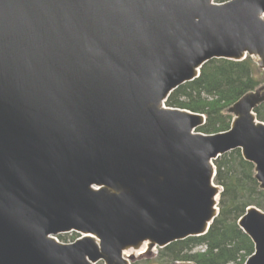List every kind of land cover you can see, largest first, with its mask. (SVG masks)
Listing matches in <instances>:
<instances>
[{
    "label": "water",
    "instance_id": "95a60500",
    "mask_svg": "<svg viewBox=\"0 0 264 264\" xmlns=\"http://www.w3.org/2000/svg\"><path fill=\"white\" fill-rule=\"evenodd\" d=\"M246 55L264 68V0H0V264H130L203 235L212 160L237 148L264 190V85L222 133L165 106L206 62ZM237 225L245 264H264V212Z\"/></svg>",
    "mask_w": 264,
    "mask_h": 264
},
{
    "label": "trees",
    "instance_id": "16d2710c",
    "mask_svg": "<svg viewBox=\"0 0 264 264\" xmlns=\"http://www.w3.org/2000/svg\"><path fill=\"white\" fill-rule=\"evenodd\" d=\"M261 82H264V71L259 72L250 58L243 61L212 60L201 68L195 80L173 91L166 105L203 113L206 121L199 128L201 132L224 131L231 122V116L224 110ZM255 113L258 119L264 120V102ZM215 165V181L224 190L219 201L220 213L207 233L171 243L155 258L133 264H175L184 260L196 264H242L253 252L252 241L236 221L249 205L264 210V190L259 189L253 177L252 163L245 161L239 150L220 156Z\"/></svg>",
    "mask_w": 264,
    "mask_h": 264
},
{
    "label": "rangeland",
    "instance_id": "374dc122",
    "mask_svg": "<svg viewBox=\"0 0 264 264\" xmlns=\"http://www.w3.org/2000/svg\"><path fill=\"white\" fill-rule=\"evenodd\" d=\"M61 235H62V234H61ZM61 235H58L57 238H59ZM70 237H71V235L67 236V239H66L65 241L67 242V241L72 240L73 237H71V238H70Z\"/></svg>",
    "mask_w": 264,
    "mask_h": 264
},
{
    "label": "bare ground",
    "instance_id": "6f19581e",
    "mask_svg": "<svg viewBox=\"0 0 264 264\" xmlns=\"http://www.w3.org/2000/svg\"><path fill=\"white\" fill-rule=\"evenodd\" d=\"M61 235V234H60ZM58 236V235H57ZM57 236H55L54 238L57 239ZM83 236V235H82Z\"/></svg>",
    "mask_w": 264,
    "mask_h": 264
}]
</instances>
